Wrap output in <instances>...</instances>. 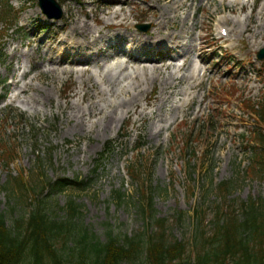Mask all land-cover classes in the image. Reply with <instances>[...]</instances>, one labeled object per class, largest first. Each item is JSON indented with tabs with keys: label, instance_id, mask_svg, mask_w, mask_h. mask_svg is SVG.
<instances>
[{
	"label": "rangeland",
	"instance_id": "rangeland-1",
	"mask_svg": "<svg viewBox=\"0 0 264 264\" xmlns=\"http://www.w3.org/2000/svg\"><path fill=\"white\" fill-rule=\"evenodd\" d=\"M9 1L18 16L14 22L0 24V215L6 217L9 226L35 204L28 190V196L21 197L9 184L21 174L30 187L62 177L91 180L88 189L55 192L49 202L55 217L61 219L62 209L70 199L75 200L82 208L84 224L103 240L108 231L134 236L146 230L147 224L151 228L152 222H146L136 208L138 201L141 203L137 191L141 183L152 188V215L169 220L172 235L184 241L192 235L197 211H205L209 224L219 206L239 207L251 199H264V174L250 170L252 145H248L258 129L248 106L264 100V64L257 60V53L264 49V0H214L209 6L208 0H175L174 5L194 4L189 10V24L185 30L182 20L188 15L187 7L179 9L176 17L169 16L163 32L174 33L175 38L161 48L152 45L156 41L150 38L151 32L158 30L134 4L143 0L127 2L130 31L104 29L102 17L99 25L91 21L111 0H83L82 4L80 0H57L63 9V21H48L53 27L42 33L39 27L46 26L47 20L36 13L37 0ZM3 10L0 4V14ZM194 14L197 26L192 25ZM76 19L88 20L95 35L101 30L105 38L90 49L81 48L71 30ZM220 19L231 21L227 41L220 37V27L216 26ZM139 24L150 28L140 32ZM205 39H211L213 45H205ZM142 41L150 45L144 46ZM200 47L206 49L201 55L203 65L198 58ZM15 49L20 54L12 60ZM125 50L134 58H172L177 66L165 71L161 80L168 76L188 79L198 66L206 67L200 74H206L202 87L196 89L197 93L189 91L185 95L187 81L178 84L170 78L164 86L153 84L146 80L152 76H143L132 64L124 71L116 70L120 76L117 86L103 84L109 69L115 70L118 63L110 59ZM23 52L33 54L34 63L53 58L54 63L47 68H53V64L59 68L53 74L33 64L27 80L34 77L39 93L48 95L37 108L19 101L12 103L9 97L14 93L6 87V80L16 74L13 67L30 66ZM76 59L87 60V64L72 65ZM117 59L126 62V58ZM184 61L191 66L179 71ZM63 68L72 70L62 73ZM86 68L90 71L82 76ZM132 75H140L141 79L130 81ZM90 83L98 84L105 93L91 100L82 99L83 86ZM164 88L169 90L164 92ZM138 89L144 91L140 97ZM130 94L137 97V111L126 115L125 110H119L112 127L100 117L91 116L87 120L95 122L94 126L87 122L86 127H75L64 115V110L76 116L78 111L87 114L93 109L110 115L113 108L129 100ZM191 98L193 105L182 112L175 109ZM78 103V108H71ZM109 143L112 149L102 157ZM140 145L142 148L136 151ZM7 153L11 157H6ZM132 167L142 175L137 181L128 174ZM225 182L229 193L224 198L218 188ZM118 190L126 195L121 204L113 199Z\"/></svg>",
	"mask_w": 264,
	"mask_h": 264
},
{
	"label": "trees",
	"instance_id": "trees-1",
	"mask_svg": "<svg viewBox=\"0 0 264 264\" xmlns=\"http://www.w3.org/2000/svg\"><path fill=\"white\" fill-rule=\"evenodd\" d=\"M260 116L264 122V106ZM109 151L110 146L103 154ZM251 164L253 172H264V140L255 148ZM128 173L135 181L142 177L134 167ZM90 183L60 178L30 187L22 174L13 178L9 182L12 188L21 197L28 196V189L35 204L11 226L0 215V264H264V199H251L239 207L219 206L209 224L205 211H197L192 235L184 241L172 235L169 220L152 215V188L141 183L137 190L141 203L136 208L146 222H152L151 228L147 224L146 230L134 236L108 231L103 240L84 224L82 208L75 200L70 199L62 209L61 219L55 217L49 202L55 192L84 191ZM47 189L50 193L42 198ZM218 189L228 194L229 184ZM114 194L113 199L121 204L125 193L118 190Z\"/></svg>",
	"mask_w": 264,
	"mask_h": 264
},
{
	"label": "bare ground",
	"instance_id": "bare-ground-1",
	"mask_svg": "<svg viewBox=\"0 0 264 264\" xmlns=\"http://www.w3.org/2000/svg\"><path fill=\"white\" fill-rule=\"evenodd\" d=\"M174 1L175 0H143L141 4L138 3H134L138 6V8L141 10V12L144 15L149 16V20L152 22L153 25V29L158 30L156 33L151 32V36L150 38L155 40V44L158 43H170L172 42L171 40L175 38L174 33L171 32H163L164 30V25L167 26V19L169 16H172V14H175L176 17V13L179 9H185L188 12L187 17L182 20V25L183 28L186 30V25L189 24V10L191 9V7L194 4H186V3H178L176 2V4L174 5ZM80 4L83 3V0L79 1ZM128 0H111L107 3L104 4V8H101L100 10V14L99 15H93L91 18V21H93L96 25H99V22L102 21L101 17L104 20V29H114V30H126V31H130L132 30L129 26V16L127 15V11H126V6ZM214 0H208L206 3V6H209L210 3H213ZM144 4L147 6V8H145ZM91 5V3H88L87 6ZM165 5V6H162ZM171 5V6H169ZM129 6V4H128ZM169 6V8H168ZM200 8V4L197 5V9ZM197 17L196 15H194L193 17V26H197L198 22H197ZM197 28V27H196ZM71 30L73 32V34H75L76 36V42H80L79 46L81 48H88L90 49L92 47L93 44H96L98 41H101L105 38L106 34L102 33L101 30H98V36L95 35V32L93 31V27L90 24V22L88 20H81V19H76V22L72 24L71 26ZM166 34V35H164ZM144 42V46L150 45L149 42L147 41H142ZM207 44V42H205V45ZM154 45V44H152ZM91 46V47H90ZM205 48L204 47H200L199 51L202 55L203 53H205ZM39 51V49L37 50V52ZM48 51L52 54L53 53V49L49 48ZM20 53H17L16 49L13 51L12 53V60L17 58L18 55ZM46 53L44 52L42 55H45ZM198 55V56H199ZM22 56L27 60L28 63L31 64L30 69L35 65L38 69H45L44 72L47 73H53L55 74L57 72V70H59V68H55L57 65L53 64L51 67L53 68H47L48 64H50V62H53L52 59H42L40 62H33L32 61V56H34L33 54L31 55L30 53H24L22 54ZM121 57H125L126 58V62H119V60L117 58H120L119 56H115L113 58H111L110 60L114 59L117 60V64H116V68L115 70L112 69V67L109 69V71L107 72V74L105 75V77L103 78V84L107 85V86H113V85H118L119 81H120V76L118 75V71L119 68L121 70H126L128 69V66L130 64L132 65H136L137 68L140 69V71L142 72L143 76H152V78L150 79H146L147 81H152L153 84L155 83H160L161 86H164L168 83V80L170 78H173L171 80L177 81L178 84H182L184 81H187L189 83V87L187 88L186 91H184L185 95H188L189 91H192L191 93H197L196 89L199 86H202L203 84V78L198 75V73L200 72L201 68H199L197 71H194L190 77L188 79L184 78H176V77H171L168 76L167 78H165L164 80H161L160 77L163 76L165 74V71L169 70L170 68H172L174 66L173 63H166V60H162L160 59V64H153V65H148V63L145 62H140L138 60H134L130 57H127L125 54L120 55ZM169 61V60H168ZM86 62H79V60H77L76 62H73L72 65H76V64H85ZM151 63V62H149ZM34 64V65H33ZM190 63L184 62V64L182 66H179V71L182 70H187L190 67ZM47 68V69H46ZM19 69L18 68H14L13 67V71L17 72ZM72 69L70 68H63L62 73H65L67 71H71ZM36 71V70H35ZM203 71V69L201 70V72ZM27 70H25L20 77H18L17 79H14L12 85H7L6 87L11 88V87H16L18 89L21 90L22 95L24 94H28L25 98H23V100L20 101V103L22 104H28L30 105L32 108H37L38 104L40 103V100L42 98H45L47 95V92L45 94H41L39 93V89L36 87V85L34 84V77H30L29 81L25 80V78L28 75ZM89 73V70H84L81 71V75H87ZM91 76V75H89ZM140 76V75H139ZM139 76H137V80H140L141 78H139ZM130 77V76H129ZM140 87H142V84L140 83L139 85ZM172 86L168 87L171 88ZM168 88H164L163 91H167L169 90ZM93 93H95L93 95ZM105 90L99 89L98 84L96 83H90L89 85H84L83 86V97L82 99H88L91 100L94 96H98L100 94H104ZM144 93L143 90L138 89L137 90V96H141ZM48 96V95H47ZM15 99H17V96H15ZM137 97H135V95H129V100L123 101L121 102L117 107L113 108L111 110L110 115L107 113H104L101 109H93L91 110L89 113L85 114L83 113V111H78L76 116H72L70 114L69 111L64 110V115L65 117H67L71 122H73V126L75 127H86L87 126V122H89L90 124H92V126H94L96 123L92 122V120H87V117L91 118V117H100L101 119H103V121L107 124L108 127H112L113 123L116 121V113L123 109L125 110L126 115H128L130 112L132 111H137ZM194 103V98H191V100L189 101H185L183 102L180 107L175 108L176 110H180L181 112L183 111L184 108H187L190 105H193ZM77 105V106H76ZM80 106V103L78 104H73V106L71 108H78ZM91 116V117H90ZM91 121V122H90Z\"/></svg>",
	"mask_w": 264,
	"mask_h": 264
},
{
	"label": "water",
	"instance_id": "water-1",
	"mask_svg": "<svg viewBox=\"0 0 264 264\" xmlns=\"http://www.w3.org/2000/svg\"><path fill=\"white\" fill-rule=\"evenodd\" d=\"M43 1V3H44V5L43 6H45V7H49L48 6V4L49 5H53V6H56V4H55V1L54 0H42ZM58 14H61L60 13V11H59V13ZM57 16V15H56ZM141 29H145V30H147V28H144V27H141Z\"/></svg>",
	"mask_w": 264,
	"mask_h": 264
}]
</instances>
